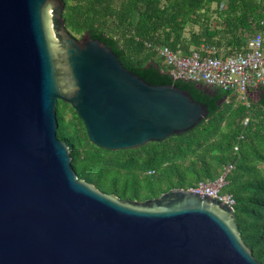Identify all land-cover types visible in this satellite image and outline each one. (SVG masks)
Returning <instances> with one entry per match:
<instances>
[{
  "label": "water",
  "instance_id": "water-1",
  "mask_svg": "<svg viewBox=\"0 0 264 264\" xmlns=\"http://www.w3.org/2000/svg\"><path fill=\"white\" fill-rule=\"evenodd\" d=\"M65 7L0 0V264H261L227 203L185 188L122 199L78 178L59 100L113 151L186 133L209 110L132 72L90 32L72 34ZM259 87L246 84L251 101Z\"/></svg>",
  "mask_w": 264,
  "mask_h": 264
},
{
  "label": "trees",
  "instance_id": "trees-1",
  "mask_svg": "<svg viewBox=\"0 0 264 264\" xmlns=\"http://www.w3.org/2000/svg\"><path fill=\"white\" fill-rule=\"evenodd\" d=\"M64 2L72 34L90 32L132 72L151 84L187 90L209 110L208 117L186 133L113 151L94 144L75 109L59 100L57 135L71 151L78 178L122 199L146 200L214 180L233 164L222 192L233 195L241 236L264 264V92L248 107L228 99L230 93L221 88L199 89L195 82L174 80L147 45H168L185 54L203 43L216 46L223 56L241 51L254 33L264 36V0Z\"/></svg>",
  "mask_w": 264,
  "mask_h": 264
},
{
  "label": "built area",
  "instance_id": "built-area-1",
  "mask_svg": "<svg viewBox=\"0 0 264 264\" xmlns=\"http://www.w3.org/2000/svg\"><path fill=\"white\" fill-rule=\"evenodd\" d=\"M147 45L162 58L168 73L178 78L175 80L204 83L209 87L221 88L230 93L228 99L234 98L248 107L251 106V100L246 93V84L253 86H257L258 83L264 84V36L260 32L249 37L243 50L227 56L221 55L216 46L205 43L193 48L188 54L155 42H148ZM248 121L249 117L244 123L247 124ZM233 167V164L226 166L214 180L200 182L190 189L234 207L233 195L222 192L227 183V175Z\"/></svg>",
  "mask_w": 264,
  "mask_h": 264
},
{
  "label": "flooded vegetation",
  "instance_id": "flooded-vegetation-1",
  "mask_svg": "<svg viewBox=\"0 0 264 264\" xmlns=\"http://www.w3.org/2000/svg\"><path fill=\"white\" fill-rule=\"evenodd\" d=\"M262 92H264L263 87H259V88H257V90L255 92L252 93V95L253 94L258 95L260 98V93H262Z\"/></svg>",
  "mask_w": 264,
  "mask_h": 264
},
{
  "label": "rangeland",
  "instance_id": "rangeland-1",
  "mask_svg": "<svg viewBox=\"0 0 264 264\" xmlns=\"http://www.w3.org/2000/svg\"><path fill=\"white\" fill-rule=\"evenodd\" d=\"M187 34L189 35V29H188V31H187Z\"/></svg>",
  "mask_w": 264,
  "mask_h": 264
}]
</instances>
